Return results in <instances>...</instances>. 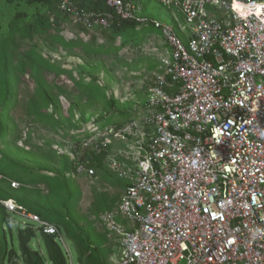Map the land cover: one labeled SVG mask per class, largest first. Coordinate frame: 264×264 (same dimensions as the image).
<instances>
[{
	"label": "built area",
	"instance_id": "obj_1",
	"mask_svg": "<svg viewBox=\"0 0 264 264\" xmlns=\"http://www.w3.org/2000/svg\"><path fill=\"white\" fill-rule=\"evenodd\" d=\"M101 1L105 13L57 5L86 29L115 17L149 24L169 51L129 122L100 129L93 121L89 137L59 151L77 159L73 177L95 174L79 160L87 148L106 153L125 181L119 201L99 214L119 244L115 264H264V0H156L182 16L187 44L139 3ZM0 207L13 223L19 216L16 224L61 239L14 200L0 198Z\"/></svg>",
	"mask_w": 264,
	"mask_h": 264
},
{
	"label": "trees",
	"instance_id": "obj_2",
	"mask_svg": "<svg viewBox=\"0 0 264 264\" xmlns=\"http://www.w3.org/2000/svg\"><path fill=\"white\" fill-rule=\"evenodd\" d=\"M70 1L76 3L82 11L105 13L107 10L101 0ZM132 1L141 4V0ZM13 2H16V8L11 9L10 5ZM22 7L26 10L23 11ZM0 9V175H2L0 198L14 200L42 220L56 225L60 234L79 247L82 252L85 254L92 252L93 255H89L81 262L78 261V264H107L108 256L105 248L94 247L97 246L94 244L97 243V239L93 233L92 223H88L85 217H80L76 210L82 193L77 180L72 175L77 159L72 160L68 155L54 149L52 145L56 141L52 138L46 140L44 145H35L29 149L21 146L16 139L19 125L11 117V112L21 97L19 82L27 80L34 84V92L28 100V113L32 115L35 123L48 126L57 134L56 137L63 138L62 141L57 140L58 147L64 146L66 140L79 143L83 138L88 137V134L84 133L83 126L90 122L93 116V111L89 110L106 96L100 89L105 88L99 83L100 74H94L99 71V64L94 65L87 61L71 70L58 66L37 51L39 43L36 39L41 40V43L46 44L50 50L57 51L61 48L70 56L87 59L95 54L109 55L110 50L118 54L126 45L135 46L139 43L135 41L137 31H143L145 28L138 29L137 23L128 20L119 21L115 17L110 27L97 28L98 32L108 40V47L102 44L96 46V33L90 34L86 28L81 27V30L86 34L89 33L88 41L67 40L58 32L59 25L64 22L70 23L72 19L58 8L57 0H0ZM31 9H34V13L28 16L26 12ZM145 36L144 34L143 40ZM17 37L32 42L23 53L17 51V47L15 48L13 44ZM184 42L187 44V41ZM159 64L154 62L149 65L148 70H145V74L144 71L142 74L146 76L151 72L153 75ZM128 69L133 68L128 65ZM47 73L53 75V78L67 76L73 82V89L57 87L52 80H48ZM85 79L88 80L87 83L83 81ZM147 87L148 85L142 87V90L146 89V93ZM74 89L77 93H73ZM62 101H68L67 113L64 111ZM133 103L132 101L121 103L114 96L106 97L103 110H98L100 114L95 118L94 123L101 121L100 129H103L104 126L112 124L114 119L123 117L117 124L120 126L126 124L135 116L137 106L133 107ZM76 133L82 136L79 137ZM77 150H81L80 146ZM82 154L79 160H88L96 172L106 167L104 162L106 153L99 154L86 148L83 149ZM108 171L110 172L109 169ZM12 182L18 183L19 187H12ZM119 199L108 203L101 198L93 213L98 217L99 211L111 210ZM11 230V215L0 207V263L16 264L13 262L14 257L18 255L16 250H10L9 258L5 259L6 239L8 234L11 235ZM15 230L24 264H67L66 254L57 234H45L35 224L18 225ZM37 234L46 247V255L32 247V240ZM102 235V241L105 243L107 234L102 233Z\"/></svg>",
	"mask_w": 264,
	"mask_h": 264
},
{
	"label": "rangeland",
	"instance_id": "obj_3",
	"mask_svg": "<svg viewBox=\"0 0 264 264\" xmlns=\"http://www.w3.org/2000/svg\"><path fill=\"white\" fill-rule=\"evenodd\" d=\"M141 2L143 5V16L148 19H153L162 23H166L168 25H172L178 31L176 27L177 24L174 22V16H172L171 12L173 8L163 6L156 0H141ZM21 5H23V3H21ZM10 6H12L11 9L16 8V2H13ZM22 8L24 9L23 11L26 10L25 7ZM33 11L34 9H31V11L27 10L26 13L28 14V16H31L34 13ZM175 13L177 14V17L180 16L177 12ZM47 16H49V13H47ZM27 22L30 23L31 21ZM81 27L83 26L71 21L70 23L64 22L63 24L59 25L57 30L67 40L88 41L89 33H84L81 30ZM97 28L101 29L100 27L94 28V26L88 29L90 31V34H92L91 32H94L97 35L96 46L102 44L104 45V47H108V40L105 39V37L101 35L100 32H98L99 29ZM137 28L145 29L143 31H137L135 41L139 43L135 46L126 45L118 54L116 53V51L110 50L109 55L95 54L89 56L87 59H81L80 57L70 56L66 53L65 50L61 48H58L57 51L50 50L46 44L41 43V40L36 39L39 43L37 51H39L45 58H47L49 61L55 63L58 66H63L64 68L71 70L72 68H75L76 65L84 64L85 62L87 63V61H90V63L94 65L99 64V71L94 72V74H100L99 83L101 86L105 87L104 89H100L102 93L106 96L103 100L96 103L89 110L93 111V116L91 117L90 123L88 122L87 125L85 124L86 126H83L84 133L86 134H88L89 130L92 128L91 122L95 121V118L99 116L100 112H98V110H103V102L106 97L114 96L121 103L132 101L134 102L132 104L133 107L138 106L141 103V100L145 97L146 89L144 88L142 90V87L149 85L151 77L153 76L151 72H146V76L143 75L145 74V70H148L147 68L149 67V65L153 64L154 62L159 64L161 59L167 57L169 54L167 47L163 43V37L160 30L152 28V26L149 24H140ZM95 29L97 30L95 31ZM144 34L146 36L143 40ZM118 39L119 38H117V40ZM13 44L15 48L17 47V51L23 53L24 50L28 49L32 42L28 39L17 37L14 39ZM112 46L113 45H111V47ZM140 60H143V62ZM128 65L129 67L131 66L133 69H128ZM47 78L49 81L52 80L57 87H64L69 90L71 88L73 89V82L69 80L67 76L61 75L59 78H53V75L47 73ZM83 81L87 83L88 80L85 79ZM19 84L21 88V97L19 102L16 104V106L11 112V117L19 125V132L16 135V139L19 144L29 149L31 147H34L35 145H44L46 140L52 138L56 141L52 145L54 149H56L57 151L68 150V146L70 144L67 143L70 142V140H66V143H63L64 146L58 147L56 145L57 140L62 141L63 138L59 136L56 137L57 134L53 130H50L48 126H43L35 123L32 115L28 113V100L34 92V84L27 80H21ZM73 93H77V90L74 89ZM67 102L62 101V106L64 108L65 113H67L68 110ZM122 119L123 117L114 119V121L112 122V124H115L114 128L117 127L116 123L121 121ZM70 134L74 135V133ZM80 135L82 134H78L79 137H81ZM108 139H111V137L105 139V141H107ZM115 153L116 151H114L110 157H112ZM110 159L111 158H109L108 156L107 161H109ZM105 161L106 158H104V162ZM95 173L96 174L93 177H73L77 180V183L79 184V187L82 191L76 210L80 217H85L88 223H92L91 225L93 228V233L95 234L97 239V243H94L97 246L94 247H98L99 249L105 248L108 256L107 264H115V260L118 258L119 255V244L115 237L106 232L104 227L101 225L99 221V214H101L102 211L98 212L99 214L97 217V215L93 213V209L97 208V205L99 201H101V198H104L108 203H113L114 201H117L121 196L125 181L119 178L115 173L111 171L109 172L108 168L106 167L102 170L99 169L98 172H96L95 170ZM16 220L17 222H20L24 219L19 216H14V223L11 221V225L13 224L11 230L12 232L11 235H7V256L5 257V259H7V257L9 258L8 253L10 250H16L18 255L17 257H14L13 262H16V264H24L16 240L15 228L18 226V224H16ZM102 233L107 234L105 243H103L102 241V237L104 238V235H102ZM58 240L66 254L67 264H78V261L81 262L85 260L86 257H88L89 255H93L92 252L89 254H85V252H82L79 247L73 245L70 241L65 239L62 234L61 239L59 238ZM98 241L102 244L98 245ZM32 247L34 249L39 250L42 254L46 255V247L42 242V239L39 234H37V237L32 240ZM0 264L6 263L4 262Z\"/></svg>",
	"mask_w": 264,
	"mask_h": 264
},
{
	"label": "crops",
	"instance_id": "obj_4",
	"mask_svg": "<svg viewBox=\"0 0 264 264\" xmlns=\"http://www.w3.org/2000/svg\"><path fill=\"white\" fill-rule=\"evenodd\" d=\"M141 6H143L142 5V2H141ZM143 8V7H142ZM172 12V16H174V22L177 24V29H178V31L176 30V32L178 33V35L182 38V40H185V41H187V39H188V37H189V34H188V31L187 30H185L184 29V20H183V18H182V16L180 15L179 17H177L176 15V11L175 10H172L171 11ZM179 14V13H178ZM152 28H154V27H152ZM107 167V166H106ZM108 168V167H107ZM124 182V181H123ZM124 185H125V182H124ZM124 188L125 187H123V191H124ZM123 191H122V193H123ZM122 193H121V195H122ZM121 197V196H120Z\"/></svg>",
	"mask_w": 264,
	"mask_h": 264
},
{
	"label": "clouds",
	"instance_id": "obj_5",
	"mask_svg": "<svg viewBox=\"0 0 264 264\" xmlns=\"http://www.w3.org/2000/svg\"><path fill=\"white\" fill-rule=\"evenodd\" d=\"M140 75H141V73H140ZM152 78V77H151ZM150 83H151V80H150ZM150 83H149V85H150ZM148 85V86H149ZM148 88V87H147ZM146 96H147V93L145 92V97L141 100V101H145V99H146ZM137 107H139V106H137ZM137 113H135V115H136ZM12 184V183H11ZM13 187V186H12Z\"/></svg>",
	"mask_w": 264,
	"mask_h": 264
}]
</instances>
